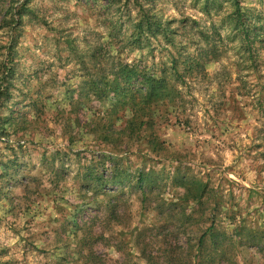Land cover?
<instances>
[{
  "label": "rangeland",
  "instance_id": "1",
  "mask_svg": "<svg viewBox=\"0 0 264 264\" xmlns=\"http://www.w3.org/2000/svg\"><path fill=\"white\" fill-rule=\"evenodd\" d=\"M11 1L25 0H0V66L9 53L13 70L0 264H165L169 250L185 264L203 234L235 242L222 264H264V0H28L13 30ZM139 5L165 33L132 40ZM121 62L167 79L141 126L130 92L106 84ZM194 181L204 209L184 199Z\"/></svg>",
  "mask_w": 264,
  "mask_h": 264
},
{
  "label": "trees",
  "instance_id": "2",
  "mask_svg": "<svg viewBox=\"0 0 264 264\" xmlns=\"http://www.w3.org/2000/svg\"><path fill=\"white\" fill-rule=\"evenodd\" d=\"M238 4V2H236ZM235 3V4H236ZM17 2H9L7 6V13L10 14L9 18H4L3 22L5 21L7 27L10 29H16L17 26H19L22 23L23 16L27 13H32L33 8H30L28 6V0L24 1L23 4H21L19 7H15ZM112 5V4H111ZM139 18L138 22H136L133 26V33H132V40L138 41L141 37V35H144L147 31H151L153 29L154 25H157L158 29H161L163 33L166 32V27H162V23L154 22V16L152 15L153 9L145 7L143 5H139ZM16 11V12H14ZM238 30H241L244 32L245 36L248 38V28L245 26L244 20L245 14L238 12ZM169 24L171 22H168ZM11 43V42H10ZM8 47L10 48V51L14 48V46L11 44H8ZM98 53H93L92 58L93 60H97ZM11 58V54L8 53L5 60H2L0 68V98L4 97L7 91L6 83H8L9 78L11 79V72L13 71L8 66V62ZM120 71L115 75V79L111 82L106 81V84H112L116 83L118 90L121 92H127L129 91L131 94V104L130 108L132 109L134 113L133 121L139 122L140 126L147 123V121L152 118V114H150L151 106L148 105L152 102L154 97H159V95H169V91L167 88L163 91L162 89L165 88L167 79L165 76H161L160 78H154L151 73H148L146 70L140 69L137 65H129L120 63ZM122 84H126L125 87H122ZM112 89V88H111ZM139 95L143 99V103L138 106L135 104V96ZM155 100V101H156ZM153 144L156 146L157 143L153 142ZM118 179V180H117ZM140 184L141 189H143L142 184L144 183V178L140 176V178L137 180ZM120 183L119 175H113V181L112 184L117 185ZM184 187H186V194L184 196V199L187 203H190V201L195 202L196 205L200 206H207L208 198L205 199L206 195V186H203L201 183L194 181V182H186L184 183ZM146 191H143V197L146 198ZM204 209V208H203ZM205 212H203L204 215ZM212 227V226H211ZM210 231V230H209ZM213 234H211V237ZM224 238L223 236L221 237ZM195 245L191 249H187L188 251L195 248L196 253L189 252L187 254V259L185 264H222L225 262L230 263V260L226 257H228L229 253L232 252L235 246V242H228L225 240L223 241H216L213 240L210 242L209 245H206V235L203 234L198 242L194 243ZM186 251V252H188ZM146 264H156V258L150 256H144ZM168 259L165 260V264H179L177 262V259L174 257L173 250H169V254L167 255Z\"/></svg>",
  "mask_w": 264,
  "mask_h": 264
}]
</instances>
